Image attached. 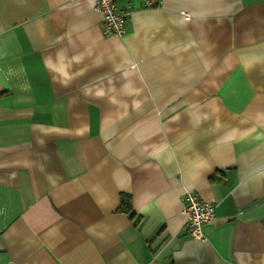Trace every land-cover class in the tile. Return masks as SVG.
<instances>
[{"label": "crops", "instance_id": "obj_1", "mask_svg": "<svg viewBox=\"0 0 264 264\" xmlns=\"http://www.w3.org/2000/svg\"><path fill=\"white\" fill-rule=\"evenodd\" d=\"M160 1L0 0V264H264V0Z\"/></svg>", "mask_w": 264, "mask_h": 264}, {"label": "built area", "instance_id": "obj_2", "mask_svg": "<svg viewBox=\"0 0 264 264\" xmlns=\"http://www.w3.org/2000/svg\"><path fill=\"white\" fill-rule=\"evenodd\" d=\"M94 9L102 15V31L104 35L124 36V23L129 16V10L118 9L115 0H91ZM160 0H142L144 7H159ZM187 205L183 207L190 235L196 240H203L204 225L214 219V205L203 201L194 190L186 195Z\"/></svg>", "mask_w": 264, "mask_h": 264}, {"label": "trees", "instance_id": "obj_3", "mask_svg": "<svg viewBox=\"0 0 264 264\" xmlns=\"http://www.w3.org/2000/svg\"><path fill=\"white\" fill-rule=\"evenodd\" d=\"M118 211L127 214L130 217V219L136 220V222L138 221L135 213L131 209L129 197L125 194H121V205L118 208Z\"/></svg>", "mask_w": 264, "mask_h": 264}]
</instances>
